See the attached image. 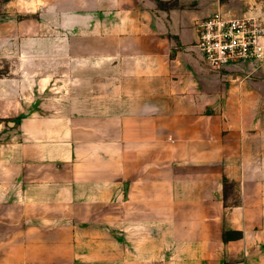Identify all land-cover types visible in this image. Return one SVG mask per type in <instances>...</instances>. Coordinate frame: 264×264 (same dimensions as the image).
<instances>
[{"label":"crops","instance_id":"1","mask_svg":"<svg viewBox=\"0 0 264 264\" xmlns=\"http://www.w3.org/2000/svg\"><path fill=\"white\" fill-rule=\"evenodd\" d=\"M220 5L0 0V264H264V62L205 65Z\"/></svg>","mask_w":264,"mask_h":264},{"label":"built area","instance_id":"2","mask_svg":"<svg viewBox=\"0 0 264 264\" xmlns=\"http://www.w3.org/2000/svg\"><path fill=\"white\" fill-rule=\"evenodd\" d=\"M196 47L213 72L248 61L264 62V24L259 17L229 18L217 11L197 24Z\"/></svg>","mask_w":264,"mask_h":264},{"label":"rangeland","instance_id":"3","mask_svg":"<svg viewBox=\"0 0 264 264\" xmlns=\"http://www.w3.org/2000/svg\"><path fill=\"white\" fill-rule=\"evenodd\" d=\"M220 2V8L217 11H220L224 14H227V15H231L232 18H242L244 17V15H242V0H219ZM56 89L55 88H52L50 91H49V105L50 106H54V111H56V105L57 103L55 102V99H56ZM98 107V105L96 106ZM98 109V108H97ZM80 110L81 111H87L88 110V105H85V104H82L81 107H80ZM8 122V121H7ZM7 122L5 123L6 124V128L8 127L7 125ZM2 142H5L3 140V138L0 139V143Z\"/></svg>","mask_w":264,"mask_h":264}]
</instances>
